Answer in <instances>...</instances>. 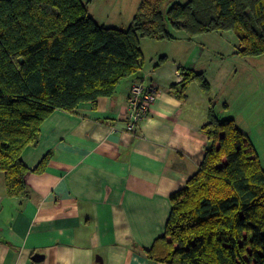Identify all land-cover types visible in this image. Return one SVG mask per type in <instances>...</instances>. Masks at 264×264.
Here are the masks:
<instances>
[{"label": "trees", "instance_id": "16d2710c", "mask_svg": "<svg viewBox=\"0 0 264 264\" xmlns=\"http://www.w3.org/2000/svg\"><path fill=\"white\" fill-rule=\"evenodd\" d=\"M168 1L139 0L122 29L99 24L82 0H0V172L7 197H27L31 170L22 153L38 143L49 115L84 103L95 107L121 82L139 78L142 39L175 41L182 34L192 41L233 32L235 55H264V0H188L163 9ZM178 72L181 81L168 87L177 99L186 98L191 83L210 91L204 72ZM201 131L203 160L170 197L163 235L146 256L164 264H264L258 153L233 119L217 116L213 100ZM51 157L47 153L32 172H42Z\"/></svg>", "mask_w": 264, "mask_h": 264}, {"label": "crops", "instance_id": "0c3cea01", "mask_svg": "<svg viewBox=\"0 0 264 264\" xmlns=\"http://www.w3.org/2000/svg\"><path fill=\"white\" fill-rule=\"evenodd\" d=\"M82 1L103 24L96 0ZM202 41L182 34L140 41L137 80L153 86L157 98L136 130L127 129L132 79L95 107L84 103L44 120L38 143L21 157L31 170L27 197H7L0 172V264H164L145 251L163 235L170 197L203 160L201 127L212 100L211 89L204 93L195 83L184 100L168 87L181 81L179 67L205 74ZM227 108L219 110L228 114ZM47 153L45 169L32 172Z\"/></svg>", "mask_w": 264, "mask_h": 264}, {"label": "rangeland", "instance_id": "374dc122", "mask_svg": "<svg viewBox=\"0 0 264 264\" xmlns=\"http://www.w3.org/2000/svg\"><path fill=\"white\" fill-rule=\"evenodd\" d=\"M188 0H169L163 7ZM139 0H96L106 27L126 29ZM98 5V6H97ZM204 40L205 76L210 84L212 100L218 102L216 114L221 119H233L255 147L264 168V55L240 57L235 55L237 45L233 32L198 36ZM166 43V42H165ZM169 45V44H161ZM201 61V60H200ZM227 105V113L222 106ZM217 115V116H218Z\"/></svg>", "mask_w": 264, "mask_h": 264}, {"label": "built area", "instance_id": "2783aa9c", "mask_svg": "<svg viewBox=\"0 0 264 264\" xmlns=\"http://www.w3.org/2000/svg\"><path fill=\"white\" fill-rule=\"evenodd\" d=\"M157 98L156 89L141 81L132 83L128 94V120L127 129L134 131Z\"/></svg>", "mask_w": 264, "mask_h": 264}]
</instances>
